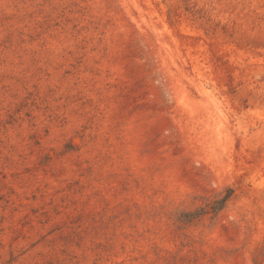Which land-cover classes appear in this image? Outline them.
Returning <instances> with one entry per match:
<instances>
[{"label":"rangeland","instance_id":"1","mask_svg":"<svg viewBox=\"0 0 264 264\" xmlns=\"http://www.w3.org/2000/svg\"><path fill=\"white\" fill-rule=\"evenodd\" d=\"M0 264H264V0H0Z\"/></svg>","mask_w":264,"mask_h":264}]
</instances>
